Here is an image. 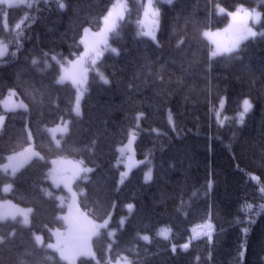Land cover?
Instances as JSON below:
<instances>
[{
    "label": "trees",
    "instance_id": "trees-1",
    "mask_svg": "<svg viewBox=\"0 0 264 264\" xmlns=\"http://www.w3.org/2000/svg\"><path fill=\"white\" fill-rule=\"evenodd\" d=\"M126 1L127 12L112 38L119 53L99 64L108 83L91 71L81 115L74 113V87L57 83L60 65L82 51L83 28H99L116 0L0 5V40L12 52L0 61V99L15 90L27 103L26 111L10 112L0 104L6 118L0 164L28 144V124L43 154L15 175L0 170V201L10 198L33 208L30 228L0 221V264H65L33 238V232L47 234L63 225L62 208L48 194L55 157L80 159L91 167L88 179L76 182L79 205L98 221L112 214V223L122 229L110 249L111 239L102 233L95 242L97 259L82 258L78 264H107L122 255L133 264H264V242L255 245L256 235L264 232V0L162 3L157 42L139 34L145 1ZM217 3L228 12L241 5L260 9L262 19L256 36L213 58L203 31L221 28L229 19L214 12ZM222 98L223 124L214 115ZM247 98L252 109L241 124L238 116ZM63 121L69 130L56 145L47 129ZM131 132L141 162L119 185L124 167L118 148ZM147 167L153 172L150 181H145ZM7 183L12 184L9 194L3 191ZM209 220L216 229L211 239L194 237ZM168 229V239L158 235Z\"/></svg>",
    "mask_w": 264,
    "mask_h": 264
},
{
    "label": "rangeland",
    "instance_id": "rangeland-1",
    "mask_svg": "<svg viewBox=\"0 0 264 264\" xmlns=\"http://www.w3.org/2000/svg\"><path fill=\"white\" fill-rule=\"evenodd\" d=\"M144 1H145V3L143 4V10H142L143 15H142V19L139 21V27H140L139 34L151 30L152 35L155 37V39H153L151 36H147V35H143V34H141V35L147 36L148 38H150L154 42H157V36H158L159 27H160L161 4L162 3L170 4V3L174 2L175 0H171V2H169V0H152L153 8L158 10V12H159L158 17H153L151 15V13L149 14L148 17L144 16V10H145V6L147 4V0H144ZM29 2H30V0H11L12 6L13 5L28 4ZM123 2H125L127 5L126 0H123ZM0 5L9 6V0H5V2L0 3ZM220 8L224 9L223 13H221L219 11ZM240 8L245 9L246 12H240L237 19L233 20L232 17L229 15V13H235ZM127 9H128V5H127ZM126 12H127V10L124 12L123 19L125 17ZM216 13L228 14L229 19H228V22L225 26H223L221 28H215V29H213V28L206 29L203 32V35L205 32H209L212 34L210 37L204 36L212 44L211 53L213 51H217L219 49L218 54L214 57L235 51L245 40L249 39L250 37H253L251 35H248L246 31H244L243 34L245 35L246 38L241 39L238 41V43H236L235 38H236L238 29L243 31L245 29V26H246L247 28L252 29V31L258 33L257 27L260 24L261 19H262V11L260 9H250L244 5H241L237 9H235L234 11L228 12V11H226V9L222 5L216 4ZM248 13H251V16H249ZM257 14L259 15V22L258 23L256 22V19H255ZM24 18L25 17H23V19H21L18 22L20 25L24 21ZM3 20H4L5 27L7 29H9L10 23L8 20V14L7 13L4 14ZM122 20H117V22H116L117 26L120 24V22ZM117 26H116V28H117ZM103 27H104V25H103V20H102V24L99 27V29H93V28L87 27V29L90 30L87 37H85L84 31H83V34H81V36H80L81 40H85V43L89 45V48L86 49L85 43H82L83 50L78 52V53L76 52V54L74 53V56H72L71 59H68L67 63L63 62V64L60 67V74L57 77V80H58L61 76H65L66 78H65L63 83H71L75 87V89H76V98H75V105H74V113L75 114H77L75 111L77 97H79V114H77V115H81V113H82V103H83V99H84V96L86 93V86H87L91 71H95L99 75L103 74V76L108 81L109 78L104 73V71L100 68L99 61L105 56H108L111 54H116L119 52V48L114 46L112 43V38L114 36L113 32L116 30V28L113 31H109L105 34L103 39L106 41V43H99V44L95 43L96 40L99 38L93 36V33L99 32ZM193 42L194 41L192 39H190V44ZM65 43H66V41H64L63 44H65ZM233 43H236V46L234 48H232L231 51H225L226 48L232 47ZM5 45H6V51L4 49ZM93 46L95 47V52L91 50ZM112 49H115L116 51L113 52ZM10 50H11V45L6 40L1 39L0 40V52H3L4 54L0 55V61L5 60V59L10 57V55L12 53V52L10 53ZM86 50L88 51L87 56L84 55ZM96 52H99L100 55L97 56ZM55 57L58 61L59 58L57 56H55ZM81 58H83V59H81ZM92 59L96 60L95 65H93L91 63ZM78 60L80 61L79 64H77ZM73 65H75L76 67L74 68ZM81 67H83L84 69H87V71L83 74L82 79L79 76V70ZM65 70H67V72ZM74 73L77 75V79H78L77 84H73V82H72V76ZM202 90L204 91L205 88H202ZM7 93L8 94L3 99L0 100V104H1V106L5 112L25 110L22 107H17V105H19L21 102H23V104L27 106V103L23 99L19 98L18 100H16V99L14 100L13 98H16V94L12 90H10ZM201 99H203V96ZM247 100H249V102L252 105V101L248 98H247ZM201 101L199 100L197 103H199ZM221 102H223L222 108H221ZM221 102L219 103L217 109L215 110L216 113L214 112V115H215L216 119L220 123L222 122L221 124H223V123H225V120L227 118V114L224 112L225 99H222ZM186 106H183V109L186 108ZM251 109H252V107H251ZM242 112H243V102H242V107H241L240 113H242ZM247 113L244 115V118L246 117ZM2 115L4 116V120H3L2 126H0V134H1V131L4 129V125L6 123L5 114H2ZM168 120L171 124H173L174 118H173V114L170 112L168 115ZM65 126L67 128L66 132L65 131H59V130L52 131L55 129H63ZM27 128L29 130V133H31L29 125H27ZM47 130H48L49 134L51 135L52 139L54 140L55 144L57 145L56 142L59 141V144H60V142L64 138L65 134L68 132L69 123H68V121H66V122L63 121L57 125L49 127ZM32 133H31V144L26 148V149H28V151H25V150L17 151L16 153L9 155L7 157V160L0 164V170L8 171L11 173V175H15L30 160H32L35 157H42V155H40L38 150L36 151L35 150L36 148L34 149L35 146L33 143ZM132 133H134V132H131L128 140L124 144L120 145L118 148V149H121V148L126 149L125 152L123 153V155L119 151L120 157L122 159L121 164L124 167L120 173L119 185H122L124 183V181L130 176L132 170L134 168H136L139 165V163L141 162L137 158L136 151H135V142H136V137H137L135 133H134L135 139L132 140L131 145L129 147V141L131 140V134ZM36 153H39V155H36ZM20 154H22V155H20ZM9 157H14V159L10 161ZM53 161H56V163L53 164ZM76 165H79L80 168H90L91 169L90 166L86 165L80 159L66 158V157H55V158L51 159V167H50V170L48 173V178L52 184V189L48 190V194L51 193V195H54L56 197V199L59 201V204L64 208V211L61 215V217L64 221V227L52 229L51 234L53 236V239L50 240L51 238L47 237V239L49 241L47 239L45 240V236L42 234L37 233V234H35V236H41L43 243H39V242H37V243L41 246L46 247V245L49 243L55 245L58 238L61 240H65L69 237L70 223H69V220L65 219V218L69 217L70 215L73 218L79 217L81 223H84L86 227H88V226L86 225V222L83 219L84 216H86L88 220H91L96 225L103 224L105 222V220H107V226L106 227L98 228L96 230V234L90 235L88 238V243L91 247V251L93 253H95V259H96L97 258V252H96V246L94 245L95 238L98 237L99 235H101L102 233L107 234L111 239V242L108 244V247L110 249L112 244H113V241H114V236L117 232V227H115L112 223V214L109 215L106 219H104L102 221H97V220H94L88 214V212L86 210H84L80 207V205H79L80 191L76 188L75 184L80 179H83V180L88 179L89 172H87V173L79 172V174L73 178L72 174L75 170L74 166H76ZM162 169H163V167H162ZM149 170L151 171V179L150 180H152L153 172H152L151 167H147V169L145 170V174ZM170 170L172 171V168H170ZM122 173H126V176L123 179V183H120ZM61 177H66L67 180H63V179H61ZM254 178L257 179V176H254ZM54 179L56 182H54ZM150 180H148V181H150ZM57 183H58V186H57ZM5 187H9V190L5 191L6 193H8L12 189V184L7 183L4 186V188ZM69 188L71 189V191H69ZM73 193H75L74 198H73ZM131 205L133 206L132 210H131V212H132L134 209V205L133 204H131ZM263 206H264V203H263ZM29 209L31 211H28ZM77 209H78V212H77ZM131 212H129V213H131ZM22 213L27 214V221H28L27 223H24L25 216ZM31 213H32L31 207L22 206L19 204H13V203L9 202L7 199L3 200L0 203V217H3L2 219H0V221L17 220L22 225L29 226L30 222H31ZM81 213L83 214V216H79V214H81ZM124 220H125V217H123V223H124ZM207 225H211V227H212V222L207 221L203 228L200 227L197 230H195L193 233L194 236L197 237L196 233H199L198 235L205 236L202 233L210 230L209 228L206 227ZM58 233L60 234L59 237H58ZM110 233H112V234L110 235ZM145 235H147L149 237V240H150L151 236L149 234H143L142 237ZM211 235H212V231H211ZM263 235H264V232H261L259 235H256L255 245H257L260 242V240H262L264 242V238H261V237H263ZM108 247H107V249H108ZM49 249L56 252L58 258L67 264H77L78 260L83 257V256L77 257V258H75L74 261L70 262L68 260L63 259L60 256V253L55 250V248H49ZM86 258H91V257H86ZM109 264H132V262L128 258L122 257V258H119L117 261L111 262Z\"/></svg>",
    "mask_w": 264,
    "mask_h": 264
},
{
    "label": "snow or ice",
    "instance_id": "snow-or-ice-1",
    "mask_svg": "<svg viewBox=\"0 0 264 264\" xmlns=\"http://www.w3.org/2000/svg\"><path fill=\"white\" fill-rule=\"evenodd\" d=\"M5 0H0V3H4ZM169 2H171V0H169ZM9 6L11 7L12 4H11V0H9ZM29 7H31V5L29 4L28 5ZM59 6L61 8L64 7V4L62 2L59 3ZM127 10V5L125 2H123V0H116V3H114L111 7V9L107 12V15H105L103 17V25L104 27L97 33H93V36L95 37H98L99 39L96 40V44H99V43H106V41L103 39V37L105 36V34L109 31H113L117 24V20H122L123 19V15H124V12ZM219 11L221 13L224 12V9L220 8ZM240 12H246L245 9L243 8H240L238 9L235 13H229V15L232 17L233 20H236L237 17L239 16ZM151 13V15L153 17H158L159 15V12L158 10L154 9L153 8V3H152V0H147V4L145 6V10H144V16L145 17H148L149 14ZM249 16H251V13H248ZM256 22L258 23L259 22V15L257 14L256 17ZM15 27L17 29L20 28V24H16ZM89 29H84V35L85 37L88 36L89 34ZM244 31L247 32L248 35H251V36H256L257 33L252 31V29L250 28H247L245 26V29L242 31V30H237V35H236V43H238L239 40L241 39H244L246 38L245 35L243 34ZM143 35H147V36H151L153 39H155V37L152 35V31L149 30L147 32H143L141 33ZM261 35H264V32H261L260 33ZM212 34L209 33V32H205L204 33V36L206 37H210ZM81 43H85V40H81ZM236 43H233L232 47L230 48H226L225 51H231L232 48H234L236 46ZM85 47L86 49L89 48V45L85 43ZM4 49L6 51V45L4 46ZM92 51L95 52V47L93 46ZM113 52H115L116 50L115 49H112ZM218 51H213L211 53V55L214 57L218 54ZM4 53L3 52H0V55H3ZM85 56L88 55V51L86 50L85 53H84ZM96 55L99 56L100 53L99 52H96ZM53 60L56 59L55 56L52 57ZM83 59V58H81ZM37 61L36 60H33L32 63L35 64ZM57 63H59V61H57ZM80 61L78 60L77 61V64H79ZM91 63L93 65H95L96 63V60L95 59H92ZM73 67L75 68L76 66L73 65ZM67 72V70H65ZM87 71V69H84L83 67L80 68L79 70V76L80 78L82 79L83 78V74ZM65 76H61L58 80H57V83H63L64 80H65ZM100 79L104 81V83H108L107 79L103 76V74H100ZM72 82L73 84H77L78 83V79H77V75L74 73L73 76H72ZM17 107H22L25 109V111L27 110V106L23 104V102H21L19 105H17ZM223 107V102H221V108ZM252 105L251 103L249 102V100L245 99L243 100V112L239 114V123L243 124L244 122V115L251 109ZM75 111L77 114H79V97H77V102H76V107H75ZM3 120H4V116L3 115H0V126H2L3 124ZM222 123V122H221ZM67 131V128L66 126L63 128V129H55V130H52V131ZM28 138L30 139L31 138V133H28ZM135 139V134L132 133L131 134V140L129 141V147L131 145V142L132 140ZM57 145H59V141L56 142ZM125 148H121L119 149V151L121 152V154L123 155V153L125 152ZM25 151H28V149H25ZM22 155V154H20ZM36 155H39V153H36ZM43 157H41L42 159ZM14 157H9V160H13ZM56 161H53V164H55ZM82 163V162H81ZM75 170L73 172V178L79 174V172H90L92 171V169L90 168H80L79 165H76L74 166ZM126 176V173H122L121 174V180H120V183H123V179L124 177ZM61 179L63 180H67L66 177H61ZM151 179V171L149 170L146 174H145V181H148ZM54 182L55 179H54ZM57 186H58V183H57ZM67 186V185H66ZM10 187V186H9ZM9 187H5L4 188V191H8L9 190ZM264 190V189H262ZM69 191H71V189L69 188ZM49 195H51V193H49ZM75 197V193H73V198ZM128 210L129 212H131L132 210V205L129 204L128 206ZM251 206L250 205H247L246 206V209H250ZM262 208H264V206H262ZM28 211H31L30 209ZM77 212H78V209H77ZM24 216H25V219H24V223H27V214L26 213H22ZM79 216H83V214H79ZM3 217H0V219H2ZM65 219H68L69 220V223H70V233H69V237L65 240H61V239H57V242L55 245L49 243L46 245V247L48 248H55L56 251H58L60 253V256L65 259V260H68V261H74L75 258L77 257H91L92 259H95V253H93L91 251V247L88 243V238L90 235H93V234H96V230L98 228H102V227H106L107 226V220H105V222L103 224H100V225H96L94 224L91 220H88L86 216L83 217L84 221L86 222V225L88 227L85 226L84 223H81L79 217H76V218H73L71 215L69 217H66ZM121 224H123V218H121ZM207 228L211 229V225H207L206 226ZM195 231V230H194ZM245 232L248 231L247 228L244 229ZM112 233H110L111 235ZM203 235H206L208 236L209 239H211V231H207V232H204L202 233ZM59 233H58V237H59ZM158 235L159 236H162L164 239H168L169 238V235H170V229L168 230H162L160 232H158ZM143 240L145 241H148L149 240V237L147 235L141 237ZM35 240L39 243H43V240H42V237L41 236H35ZM189 247V244L188 243H184L182 245V248L183 249H187ZM173 251H175V245H173ZM97 264H99V261H97Z\"/></svg>",
    "mask_w": 264,
    "mask_h": 264
},
{
    "label": "bare ground",
    "instance_id": "bare-ground-1",
    "mask_svg": "<svg viewBox=\"0 0 264 264\" xmlns=\"http://www.w3.org/2000/svg\"><path fill=\"white\" fill-rule=\"evenodd\" d=\"M223 99V98H222ZM238 119H239V116H238ZM172 154H168V156H171ZM256 175V174H255ZM254 175V176H255ZM211 222H212V226H214V223H213V221L211 220ZM115 227H117V232H116V234H115V236H114V239H118L119 237H120V235L122 234V229L120 228V226L118 225V224H113ZM202 227H204V225L202 226ZM126 238V237H125Z\"/></svg>",
    "mask_w": 264,
    "mask_h": 264
}]
</instances>
